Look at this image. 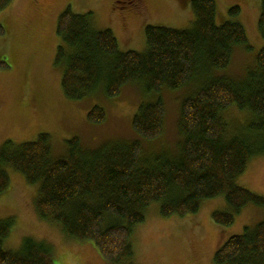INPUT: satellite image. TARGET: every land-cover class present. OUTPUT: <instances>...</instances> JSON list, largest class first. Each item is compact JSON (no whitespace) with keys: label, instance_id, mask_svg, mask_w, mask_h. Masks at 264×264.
Returning a JSON list of instances; mask_svg holds the SVG:
<instances>
[{"label":"trees","instance_id":"trees-1","mask_svg":"<svg viewBox=\"0 0 264 264\" xmlns=\"http://www.w3.org/2000/svg\"><path fill=\"white\" fill-rule=\"evenodd\" d=\"M12 1L0 0V10ZM261 4L264 32V0ZM191 7L192 27L149 23L144 51L123 50L111 28L93 25L90 12L69 7L58 21L62 40L57 63H65L62 86L72 99L101 87L107 96H116L130 82L142 83L151 93L206 77V85L182 102L184 141L177 156L143 152V140L154 141L164 132L167 107L162 98L141 101L133 116L140 136L131 143L90 149L77 135L67 140V156L55 159L51 135L44 131L37 139H8L0 147V194L10 186V165L29 183L39 184L35 207L40 217L60 225L70 237L92 241L108 263L133 259L134 227L146 219L152 203H159L164 216H184L197 213L206 199L224 195L229 208L213 211L221 225L233 224L248 204L264 208V195L237 180L253 157L264 152V46L244 78L214 74L232 62L237 44L251 47L246 27L237 19L218 23L216 0H192ZM240 10L236 4L230 13ZM6 62L0 60V67ZM233 107L249 114L239 130L227 115ZM105 118L102 105L90 109L91 121ZM13 222L11 217L0 219V264H54V244L45 239L27 235L16 250L5 245ZM214 258L216 264H264V219L228 238Z\"/></svg>","mask_w":264,"mask_h":264},{"label":"rangeland","instance_id":"rangeland-1","mask_svg":"<svg viewBox=\"0 0 264 264\" xmlns=\"http://www.w3.org/2000/svg\"><path fill=\"white\" fill-rule=\"evenodd\" d=\"M192 0H13L0 10V147L8 139L15 143L39 138L48 132L52 156H67V140L79 136L85 147L100 148L113 142L139 139L133 116L142 100L162 98L166 108L164 132L154 141L143 140L145 156H177L183 145L180 128L182 102L206 85V77L180 88L164 86L160 92L146 93L142 83L130 82L116 96H107L104 88L83 98L72 99L62 86L65 63H57L61 43L58 21L71 7L78 13L90 12L97 28L109 27L118 36L123 50L147 49L145 28L149 23L173 27H192L195 14ZM217 21H241L246 27L251 47H234L232 62L214 74L242 79L264 46V32L259 26L261 0H216ZM241 6L238 14L230 9ZM213 72V70H212ZM234 76V77H233ZM231 77V76H230ZM148 99H147V98ZM102 105L106 118L94 122L89 111ZM234 129L249 119L245 111L233 107L227 113ZM10 186L0 194V219L13 218L14 226L5 245L16 250L31 235L54 244V264H112L102 256L92 241L78 240L63 232L61 226L40 217L36 211L38 183L31 184L16 168L6 166ZM264 195V152L256 154L247 170L237 179ZM197 213L184 216L162 215L159 203L149 205L146 219L137 223L131 236L134 257L122 264H216L215 252L235 233L256 226L264 219V208L248 204L233 224L221 225L213 211L229 208L224 195L206 199ZM87 251V252H86Z\"/></svg>","mask_w":264,"mask_h":264},{"label":"bare ground","instance_id":"bare-ground-1","mask_svg":"<svg viewBox=\"0 0 264 264\" xmlns=\"http://www.w3.org/2000/svg\"><path fill=\"white\" fill-rule=\"evenodd\" d=\"M87 252V251H86Z\"/></svg>","mask_w":264,"mask_h":264}]
</instances>
